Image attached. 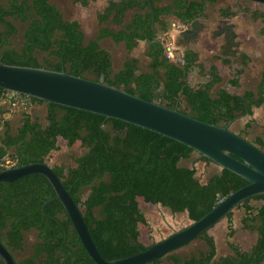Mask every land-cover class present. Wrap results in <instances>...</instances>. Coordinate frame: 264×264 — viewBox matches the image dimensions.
I'll return each instance as SVG.
<instances>
[{
    "label": "trees",
    "instance_id": "trees-1",
    "mask_svg": "<svg viewBox=\"0 0 264 264\" xmlns=\"http://www.w3.org/2000/svg\"><path fill=\"white\" fill-rule=\"evenodd\" d=\"M77 1L87 6L95 0ZM159 1L152 0V11L147 0H108L98 17L101 22L110 20L120 28L103 27L93 39L86 40L80 22L66 19L52 0H0V59L9 64L43 66L102 81L208 123L224 125L253 115L254 108L264 103V63L256 88L233 91L223 87L213 93L223 80L218 65L209 66L206 81L192 84L187 80L191 70L196 67L204 70L200 53L185 50L180 61L173 60L168 57L167 45L159 36V33H168L172 22L193 24L195 19L205 15L206 3L214 4L218 0H171L165 5ZM130 9L137 12L126 21ZM239 9L250 11L255 20L262 22L260 31L264 35L261 8L245 6L242 1L218 7L220 13L230 16L236 15ZM12 20L26 23L20 51L12 46L11 37L17 32ZM105 37H111L116 43L123 42L128 50L135 48L140 40L146 41L149 71H141L138 58L128 56L122 68L113 72L111 54L100 44ZM235 45L231 42L227 48ZM38 52L48 53L52 58L40 61ZM230 52L238 55L241 65L230 74L229 83L239 89L252 57L234 48ZM219 59L222 64L232 63L224 56ZM19 98L26 99L25 105L18 106L23 108L33 102L46 103L47 124H41L30 112L24 111L20 126L12 133L10 120L4 119L0 170L7 167L1 164L7 155L15 159L14 165L46 162L52 151L60 149V137L68 146L80 142L83 152L74 159V164L53 165V169L79 204L98 249L108 260L127 257L148 246L135 232L138 220L145 223V218L139 214L141 200L186 211L188 218L194 221L221 198L248 183L228 169H220L202 182L196 175L195 161L192 165L182 163L197 153L184 143L90 111L21 94L12 95L0 87V105L6 100L12 105ZM9 112V108L0 109L2 115ZM251 126L247 123L239 134L245 137ZM251 141L264 150V132ZM197 154V160L212 162ZM54 196L53 186L40 173L0 183L1 242L14 255V251L25 249V233L35 229L37 241L32 253L20 260L15 258V264H96L62 202L52 199ZM253 200L262 203L255 205ZM238 206L245 212L242 229L256 235L250 249L229 240L231 253L218 256L215 238L208 229L199 236L207 245L206 250L185 257L175 250L147 264H159L164 258L172 264H263L264 194L247 198ZM232 216L233 210L225 216L230 222L229 237L235 233Z\"/></svg>",
    "mask_w": 264,
    "mask_h": 264
},
{
    "label": "water",
    "instance_id": "water-1",
    "mask_svg": "<svg viewBox=\"0 0 264 264\" xmlns=\"http://www.w3.org/2000/svg\"><path fill=\"white\" fill-rule=\"evenodd\" d=\"M153 11L152 0H147ZM237 3L240 0H236ZM264 4V0H248ZM154 21V14H153ZM0 87L15 94L34 97L90 111L138 125L191 147L220 166L245 178L248 183L221 198L201 218L174 231L160 241L123 258L108 260L98 249L79 204L65 187L53 166L47 162H30L7 166L0 170V183L13 182L30 173L44 175L55 190L52 199L62 202L86 251L96 264H147L187 245L210 229L233 208L247 198L264 194V150L248 138L230 129L229 124L204 122L139 97L102 81L70 74L43 66L9 64L0 59ZM49 201V200H47ZM44 202L42 211H44ZM0 260L15 264L16 260L0 240Z\"/></svg>",
    "mask_w": 264,
    "mask_h": 264
},
{
    "label": "rangeland",
    "instance_id": "rangeland-1",
    "mask_svg": "<svg viewBox=\"0 0 264 264\" xmlns=\"http://www.w3.org/2000/svg\"><path fill=\"white\" fill-rule=\"evenodd\" d=\"M62 11L66 19L78 20L81 27L85 33L86 40L93 39L99 30L103 27H109L112 29H119L120 27L115 25L110 20L108 22H101L98 14L103 10L108 0H95L91 1L87 6H83L77 0H52ZM171 0H161L159 4H165ZM235 0H218L217 3H209L205 11L206 17H200L198 21L207 24L209 27L207 30L201 28L200 35L198 37V42L191 44V48L196 50L201 55V62L204 66V70L198 67L191 70L190 74L187 76V80L192 84H197L199 82H204L207 80V72L209 66L213 63L219 64L221 68V73L223 74L224 80L216 85L214 92L216 93L220 88L228 87L230 90H243V88H255L259 80L260 69L264 60V35L261 33V23L253 21L249 17L242 19L246 29L244 28L242 32L237 35L234 33V38L232 39V44L235 47L227 48V38L225 35H219L216 31L217 19L218 17V6L234 3ZM245 6L251 8H261L264 10V4H257L252 1H243ZM137 12V9H130L126 13L125 20L129 21L132 16ZM13 24L17 28V32L11 37L12 46L20 51L23 45V34L26 28V23L20 20H12ZM210 23V24H208ZM194 24H178L172 22L171 27L167 34L159 33L165 44L167 45L166 52H172V59L176 61L181 60V54L187 48L184 42L187 41L182 32L184 29L189 27L193 29ZM182 39V41H181ZM239 40V41H238ZM246 41L244 45L240 43ZM100 44L103 48L108 50L112 58V68L113 72L118 71L122 68L125 59L128 56H134L139 60V66L141 71H149L148 64L149 58L146 54L147 42L140 40L138 45L132 50H128L123 42L116 43L111 37H105L101 39ZM193 45V46H192ZM214 47L215 49H210ZM234 48L235 51L246 50L252 57V63L247 72V78L242 79L241 87L236 89V87L230 86L226 83L227 75L231 74L236 67L241 65L238 55H234L230 52V49ZM191 49V50H192ZM229 50V52H227ZM40 61L45 57H51L48 53L38 52L37 54ZM220 56L227 57L231 59V64H222L219 59ZM244 78V76H243ZM1 108H9L10 112L2 115L0 114V136L3 133L4 126L3 120L8 118L10 120L11 132L15 133L17 128L21 124V117L24 111L30 112L31 116L37 119L41 124H47V104L43 102L31 103L25 108L23 107H13L9 105L7 100L2 102ZM250 116H245L237 119L229 124L230 129L235 132H241L245 128L246 122L249 120ZM264 132L263 126H252L247 130L245 134L246 138L251 140L255 139L257 135H262ZM58 144L60 149L52 151L46 158V162L49 165H64L66 167L74 164V159L82 154L83 148L80 146V142H77L74 146H68L66 140L59 138ZM198 154L194 153L193 157L182 161L183 164L192 165L194 163L197 168L196 175L202 181L205 182L214 173L220 170V166L214 162H205L202 160H197ZM15 159L9 157L8 155L1 162L7 166H13L15 164ZM87 191L85 190L83 198H85ZM255 205L262 203L260 200L252 201ZM233 212L237 220L241 218L244 212L242 206H236L233 208ZM142 214V219L145 218V223H141L140 220L137 222V227L135 232L139 234L141 240L150 245L156 241H160L164 237L170 235L176 230H179L186 225L191 223L188 218L187 212H180L178 210H171L168 207L162 206L160 204H150L145 203L143 200L140 202V212ZM138 217V215H137ZM226 217H223L218 221L213 227L209 229V233L214 234L218 255H225L229 250L228 247V233L226 224ZM237 221H235L236 223ZM241 223L236 224L237 226ZM235 225V226H236ZM241 227V225H240ZM237 231V230H236ZM256 235L251 234L247 231H237V236L234 239L238 241L244 249H250L252 243L255 241ZM37 241V231L31 229L25 233V249L23 251H14V257L20 260L27 257L32 253V246ZM206 244L201 237H196L194 240L189 242L187 245L182 246L177 249L176 252L182 257L189 256L191 254H198L201 250H205ZM159 264H172L171 261L163 259ZM264 264V263H263Z\"/></svg>",
    "mask_w": 264,
    "mask_h": 264
},
{
    "label": "crops",
    "instance_id": "crops-1",
    "mask_svg": "<svg viewBox=\"0 0 264 264\" xmlns=\"http://www.w3.org/2000/svg\"><path fill=\"white\" fill-rule=\"evenodd\" d=\"M171 2V1H170ZM170 2H167V3H165V4H168V3H170ZM165 4H163V5H165ZM249 10V9H248ZM248 15H250L251 16V14H250V11L249 12H243V13H240L239 15H236V16H234L232 19H231V23H232V26H233V31L237 34V35H239L241 32H242V30L245 28L246 29V27H244L245 25V23L244 22H241L242 21V19H243V17L244 18H247L248 17ZM251 19V18H250ZM256 22H258V21H256ZM260 23V22H259ZM208 24H210V23H208ZM209 26L206 24L205 25V29L207 30V28H208ZM261 27H262V23H261ZM239 41V40H238ZM246 43V41H244V42H242V43H240V45H244ZM191 44H195V43H191ZM193 46V45H192ZM190 49H192L191 48V46L189 47ZM210 49H215L214 47H212V48H210ZM188 50V49H187ZM193 50V49H192ZM196 51V50H195ZM244 52H247L246 50H243ZM263 63H264V60H263ZM263 63H262V66H263ZM217 64V63H216ZM218 65V68H219V70H220V73H221V66L219 65V64H217ZM238 67H240V65L238 66ZM248 70L249 69H246V71L244 72V74H243V76H244V78L243 79H246L247 78V72H248ZM261 70H262V67H261V69H260V75H259V80H258V82H257V85L259 84V82H260V80H261ZM221 75L223 76V74L221 73ZM231 75L230 74H228L226 77H227V79H226V83L227 84H230L229 83V80H230V77ZM223 80H224V77H223ZM222 80V81H223ZM257 85H256V87H257ZM255 87V88H256ZM247 88V87H246ZM243 89H245V88H243ZM34 103V102H33ZM35 103H37V102H35ZM247 123H251L252 124V126H263L264 127V103L262 104V106H260V107H256V108H254V113H253V115H251L250 117H249V120L246 122V124ZM245 124V125H246ZM251 126V127H252ZM249 139V138H248ZM249 140H251V139H249ZM254 140V139H253ZM243 215L241 216V218H239L238 220H237V217H235V214H234V212H233V216H232V225H233V228L235 229V233H234V235L232 236V237H227L228 238V241L229 240H233V241H235V242H238V241H236L235 239H234V236H237V231H242V224H240L241 225V227H240V225H236V224H238V223H241V219H242V217L244 216V214H245V212H243L242 213ZM226 219V224H225V226L228 228L227 229V233H228V230H229V224H230V222H229V219L226 217L225 218ZM235 221H237L236 223H235ZM236 225V226H235ZM237 230V231H236ZM243 231H245V230H243ZM210 234H212V233H210ZM213 236H214V234H212ZM228 235V234H227ZM214 238H215V236H214ZM228 241H227V243H228ZM207 249V245H206V248H205V250ZM229 253H231V250H230V248H229V250L226 252V254H229ZM217 255H218V252H217ZM218 256H220V255H218Z\"/></svg>",
    "mask_w": 264,
    "mask_h": 264
},
{
    "label": "flooded vegetation",
    "instance_id": "flooded-vegetation-1",
    "mask_svg": "<svg viewBox=\"0 0 264 264\" xmlns=\"http://www.w3.org/2000/svg\"><path fill=\"white\" fill-rule=\"evenodd\" d=\"M240 1H242V4L244 3L243 2L244 0H240ZM240 1H239V3H240ZM245 1H248V0H245ZM235 3H237L236 0H235ZM208 4L209 3H206L205 11L207 9ZM226 5H227V3H226ZM218 7H217V9H218ZM237 12L238 13L236 15H239L240 13H243L242 11H240V9ZM218 13L219 14H218L217 19H214L215 21L217 20V22H218L217 26H216V31L218 32L219 35H225L226 36V38H227V46H228L232 42V39L235 37L234 36L235 32L233 31V26H232V23L230 21L236 15L230 16L228 13H226V14L220 13V12H218ZM203 17L205 18L206 14ZM248 17L251 18V19L253 18L250 15H248ZM199 18H197V19H195L193 21V24H194L193 25L194 26L193 29L187 27V28L184 29V32H182V35H184L185 38L187 39V41L184 42L185 45H187L186 46L187 48L185 50H187V49L189 50L190 49L189 47H190L191 43H197L198 42V37L200 35V30H201V28H205L206 24H204L201 21H198ZM252 20L262 23L261 21L255 20L254 18ZM262 26H263V24H262ZM181 41H182V39H181ZM236 44H238V42ZM0 264H3V262L1 260H0Z\"/></svg>",
    "mask_w": 264,
    "mask_h": 264
},
{
    "label": "built area",
    "instance_id": "built-area-1",
    "mask_svg": "<svg viewBox=\"0 0 264 264\" xmlns=\"http://www.w3.org/2000/svg\"><path fill=\"white\" fill-rule=\"evenodd\" d=\"M168 57H172V52L171 51H169L168 53ZM26 104V99L25 98H19V99H17V100H15V101H13L12 102V106L13 107H18L19 105H25ZM1 164H3V163H1Z\"/></svg>",
    "mask_w": 264,
    "mask_h": 264
}]
</instances>
